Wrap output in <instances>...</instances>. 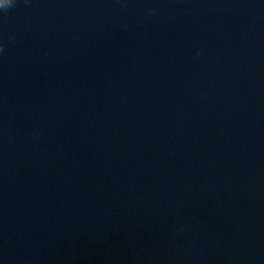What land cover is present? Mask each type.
Masks as SVG:
<instances>
[{"label":"clouds","instance_id":"9594fccd","mask_svg":"<svg viewBox=\"0 0 264 264\" xmlns=\"http://www.w3.org/2000/svg\"><path fill=\"white\" fill-rule=\"evenodd\" d=\"M16 2H17V0H10V3L7 7L0 5V10L7 12L9 9L13 8L16 5ZM4 47H5V45L0 43V53H2L4 51Z\"/></svg>","mask_w":264,"mask_h":264}]
</instances>
